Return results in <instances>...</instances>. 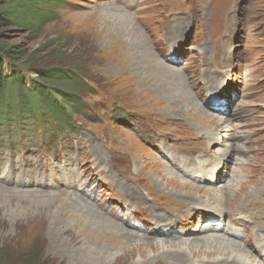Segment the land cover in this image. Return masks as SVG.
<instances>
[{
  "label": "rangeland",
  "instance_id": "obj_1",
  "mask_svg": "<svg viewBox=\"0 0 264 264\" xmlns=\"http://www.w3.org/2000/svg\"><path fill=\"white\" fill-rule=\"evenodd\" d=\"M60 1L58 19L40 32L16 25L1 28L0 39L26 53L20 71L28 80L35 76L29 67L65 68L86 62L85 72L95 92L85 100L95 114L94 122L75 119L85 127L80 130L83 141L67 146L58 160L43 157L31 136L34 133L39 138L40 128L31 120L0 126V176L11 177L0 178V248L5 247L7 257L42 258L44 264L209 260L204 252L194 251L175 262L165 259L155 244L142 246L130 257L106 254L97 248L100 240L94 242L77 219L67 215L69 207H75L72 203L94 206L123 223L129 232L157 244L160 239L174 240L170 244L175 245L183 238H200L205 236L202 225L213 223L230 228L232 234L241 229L238 237L230 235L231 240L256 248L264 219H257L258 207H243L244 216H240L235 206L243 200L238 191L245 190V184L249 188L245 202L254 192L264 190V0ZM168 46H172L169 50L181 49L182 58L173 51L166 55ZM63 56L73 64L60 60ZM208 85L236 98L226 107L229 121L207 111L208 100L214 101L213 96L207 97ZM201 109L208 115L199 114ZM208 132L211 135L199 142ZM220 135L224 140L212 145ZM157 141L180 160L200 159L210 164L219 177L191 176L189 186L169 180L170 168L161 163L169 159ZM139 157L147 174L143 181H136L144 176ZM34 179L49 185L39 186ZM230 179L234 192L222 194ZM156 186L165 194L185 196L186 201L195 196L213 202L217 209L203 211L205 217L197 215L199 210L187 212L184 201L156 193L152 188ZM84 190L92 195H85ZM132 205L144 211L140 214L144 230L131 225L125 209ZM259 253L257 248L252 252L253 264H258Z\"/></svg>",
  "mask_w": 264,
  "mask_h": 264
},
{
  "label": "trees",
  "instance_id": "obj_2",
  "mask_svg": "<svg viewBox=\"0 0 264 264\" xmlns=\"http://www.w3.org/2000/svg\"><path fill=\"white\" fill-rule=\"evenodd\" d=\"M59 7L60 0H0V29L20 25L40 32L58 19ZM25 58V52L0 39V126L31 120L52 127L53 134L64 135L66 129L78 126L75 119L94 114L85 100L95 92L92 78L85 72L86 62L65 68L29 67L35 76L28 80L20 71ZM60 60L74 62L65 56ZM4 248H0V264H44L42 258L24 261L7 257Z\"/></svg>",
  "mask_w": 264,
  "mask_h": 264
},
{
  "label": "bare ground",
  "instance_id": "obj_3",
  "mask_svg": "<svg viewBox=\"0 0 264 264\" xmlns=\"http://www.w3.org/2000/svg\"><path fill=\"white\" fill-rule=\"evenodd\" d=\"M118 12V11H116ZM120 13V12H119ZM126 13V12H125ZM129 13V12H128ZM114 14V13H113ZM127 14H125L126 16ZM116 16V15H115ZM123 16V15H122ZM117 17V16H116ZM107 19V18H106ZM119 20V19H118ZM107 21V20H106ZM113 21V20H112ZM122 21V20H121ZM120 22V21H119ZM118 22V23H119ZM127 22V21H126ZM114 23V22H113ZM130 25V24H129ZM113 27V26H112ZM114 28V27H113ZM125 28V27H124ZM137 28V27H136ZM122 29V28H121ZM129 29V28H128ZM104 30V29H103ZM136 31V30H135ZM125 32V31H124ZM139 32V30H138ZM144 32V31H143ZM141 33V32H140ZM125 36V34H124ZM128 36V34H127ZM126 36V37H127ZM110 38V37H109ZM114 38V37H113ZM128 39V38H127ZM133 39V38H132ZM135 39V38H134ZM144 39V38H143ZM138 40V39H137ZM121 41V40H120ZM130 41V40H129ZM131 42V41H130ZM141 42V41H140ZM142 43V42H141ZM144 47V46H143ZM139 48V47H138ZM151 48V47H150ZM143 50V49H141ZM138 52V51H137ZM126 53V52H125ZM131 53V52H130ZM138 54V53H137ZM142 54V53H141ZM135 55V54H134ZM145 56V55H144ZM157 56V55H156ZM141 57V56H140ZM146 57V56H145ZM154 57V56H153ZM128 58V57H127ZM143 58V57H142ZM137 59V58H135ZM144 59V58H143ZM147 59V58H146ZM134 61V60H133ZM138 61V60H137ZM158 61V60H157ZM160 62V61H159ZM133 63V62H132ZM136 63V62H135ZM156 63V62H155ZM160 64V63H159ZM132 65V64H131ZM137 65V63L135 64ZM157 65V64H156ZM153 65V66H156ZM162 65V64H161ZM150 66V65H149ZM145 67V66H144ZM165 67V66H164ZM146 68V67H145ZM156 68V67H155ZM154 68V69H155ZM167 69V68H166ZM161 70V69H160ZM151 71V70H150ZM170 71V70H169ZM152 73V72H151ZM174 73V72H172ZM177 73V72H176ZM153 75V74H152ZM155 75V74H154ZM161 76V75H159ZM147 77V76H146ZM141 78V77H140ZM159 78V77H158ZM175 78V77H174ZM178 78V77H177ZM180 78V76H179ZM145 79V78H144ZM143 79V80H144ZM153 79V78H152ZM180 80V79H179ZM149 82V81H148ZM152 82V80H151ZM181 82V80H180ZM177 84V83H176ZM184 84V83H183ZM176 86V85H175ZM182 87V85H181ZM176 88V87H175ZM188 88V87H187ZM208 88H211V85H208ZM186 91V90H185ZM177 93V92H176ZM176 97V96H175ZM179 97V96H178ZM234 98L232 96L229 97V101H232ZM186 104V103H185ZM185 107V106H184ZM184 109V108H183ZM199 109V108H198ZM202 110V109H201ZM208 112H211V110H209L207 108ZM205 110L202 111H198L199 114L201 115H208V112ZM211 113H216V112H211ZM34 114V113H33ZM219 115H221V117L226 120L229 121L228 115L226 113H218ZM10 115V114H9ZM17 115V114H16ZM23 115V114H22ZM51 115V113H50ZM213 115V114H210ZM5 116V115H4ZM3 117V116H2ZM17 117V116H16ZM19 117V116H18ZM44 117V116H43ZM30 118V117H29ZM32 118V117H31ZM42 119V118H41ZM210 123L212 124L213 122L211 120H209ZM228 123V122H227ZM216 127V129H218L217 124L214 125ZM214 130V129H213ZM211 135L210 132L207 133V136L204 137H200L198 138V141H205L209 136ZM218 136H216V142H214V144L212 145H218L217 142H221L224 140L223 135H220V137L217 139ZM28 141V140H27ZM166 145L168 144V141L165 139ZM169 145V144H168ZM163 146H165L163 144ZM214 150L217 151V148H214ZM15 151V150H14ZM20 152V151H19ZM17 153V152H16ZM230 154L229 151H227V156ZM15 155V154H14ZM28 155V154H27ZM26 155V156H27ZM20 157V156H19ZM25 157V156H24ZM174 161L175 163H173L172 161H165L161 162L163 164H167L168 167L170 168V171L168 173L167 178L169 180L172 181H177L178 184H181L183 186H189L193 183V181L191 180V176H195V178H200V177H207L210 178L211 180L216 179V176L219 177V172L217 170L213 171V168L209 167L210 164H205L207 166H205L200 160V159H195L192 161H184V160H180L181 157L178 154H175L174 156ZM27 158V157H26ZM226 157L223 156V159H225ZM9 159V158H8ZM15 159V158H14ZM17 159V158H16ZM30 160V159H29ZM139 162H140V166L143 167V171H144V164L142 163L141 158L139 157ZM7 161V160H6ZM9 163V162H8ZM15 163V162H14ZM3 164V163H2ZM221 164V162H220ZM137 165V164H135ZM4 166V165H3ZM2 168V166H1ZM22 168V167H21ZM19 170V169H18ZM26 170V169H25ZM4 171V170H3ZM6 171V170H5ZM176 173H175V172ZM217 171V172H216ZM27 172V171H26ZM63 172V171H62ZM65 172V171H64ZM191 172L192 175L189 173ZM17 173V172H16ZM22 173V172H21ZM8 174V173H7ZM11 174V173H10ZM20 174V173H19ZM25 174V173H24ZM13 175V174H12ZM180 175V176H179ZM15 176V175H14ZM143 176V175H142ZM138 177L136 181H140V179L143 181V179H145V177L147 176V174L144 171V176L142 177ZM163 176V175H160ZM21 177V176H19ZM183 177V178H182ZM17 178V177H16ZM231 178V177H230ZM13 179V178H12ZM183 179V180H182ZM4 180V179H3ZM35 180V179H34ZM160 180H163L160 178ZM185 180V181H184ZM219 180V178L217 179ZM232 179H230V181H228L229 186L223 188V192L222 194H228L229 191H233L234 192V182H231ZM8 181V180H7ZM28 181V180H27ZM25 181V182H27ZM187 181V182H186ZM35 182V181H34ZM176 182V183H177ZM191 184H189V183ZM4 183V182H3ZM12 184V183H11ZM245 184V183H243ZM59 185V184H58ZM153 185H155L153 183ZM152 185V186H153ZM246 185V189H241L238 191V193L240 192L242 194V196L240 197L241 202L240 204L235 206V212H237V215L240 216H244L242 214V212L240 211L243 207H258V215H257V219L258 220H263L264 219V190L263 191H259V192H254L251 196V198L245 202L244 200V196L246 194V192L248 191V186ZM14 186V185H13ZM226 186V185H225ZM1 187V186H0ZM3 187V186H2ZM1 187V188H2ZM9 187V186H8ZM12 187V186H11ZM203 187V186H200ZM199 187V190H200ZM24 188V187H23ZM153 190L156 193H161L163 195H166L168 197H176L177 199L181 200L183 203V205L185 206L184 209L188 211L195 209L196 212L199 210V212L197 213L198 216H204L203 211H216L217 207L213 206V202H207V201H201L200 199L195 198V196L193 198H191L190 201H186L185 196H179L177 194H165L164 192L160 191L158 189V187H152ZM204 188V187H203ZM222 188V187H221ZM134 189H136V187H134ZM143 189L147 190V188L143 187ZM192 190V189H190ZM208 190V189H207ZM210 190V189H209ZM220 190V189H219ZM222 190V189H221ZM51 191V190H50ZM56 191V190H55ZM203 191V190H202ZM213 191V190H211ZM2 192V191H1ZM57 192V191H56ZM60 193V192H59ZM207 193V192H206ZM212 193V192H211ZM219 194V192H216ZM62 195V194H61ZM64 195V194H63ZM60 196V195H59ZM58 196V197H59ZM71 196V195H70ZM118 196V195H117ZM191 196H186L187 198L192 197ZM234 196V195H233ZM221 197V195H220ZM239 197V196H238ZM74 198H78V196L74 197ZM125 198V197H124ZM227 199V198H226ZM66 201V200H65ZM69 201V200H68ZM77 201V200H76ZM188 202V203H185ZM81 202V201H80ZM78 202V203H80ZM85 201H83L84 203ZM233 202V201H232ZM238 202V201H237ZM66 203V202H65ZM82 203V204H83ZM88 203V202H87ZM71 204V203H70ZM81 204V205H82ZM190 204H193L194 207H189ZM73 206L75 207H69L71 209V211H66L67 215H73L71 217L76 218L78 223L84 228L85 231L88 232L89 235H92L94 238V242L99 241V245H98V249L104 251L106 254L109 255H113V256H120L123 258L124 257H130L134 254V252L138 249H141V247H149L152 246L153 244L157 245L159 248V250L161 249L162 251V256L165 259H169V260H173L175 262L177 261H181L182 259H185L188 257V254L194 251H198V252H204V255H208V259H200L199 261H193L191 264H253L252 262L255 261V257H253L252 252L256 251L257 249H260V253L257 256V258L261 259L258 260V264H264L263 260H264V227L263 229H260V239L258 241V243H256V248L254 247H250L249 245H240L237 244L235 242H233L230 238V235H233L230 232V228L227 229H223L221 227L217 228V224H211L210 227H208V225H202L203 226V231L205 234V236L202 237H196V238H183L182 240H179L178 244L172 245L170 243L174 242V240L171 242L170 241H166L163 239L157 243H155L154 241H150L149 240H144V238H146L145 236H143L142 234H134L129 232L128 228L121 222L117 221V219H115L114 217L111 218V216L107 215L106 213L104 214L103 212H101L98 209H93L95 208L93 206L92 207H79L76 203H72ZM80 205V204H79ZM92 205V204H91ZM89 206V205H88ZM230 208V207H229ZM194 211V210H193ZM202 212V213H201ZM147 213V211H146ZM221 215V213L219 214ZM242 219L245 217H241ZM161 219V218H160ZM167 220V218H165ZM165 220V221H166ZM169 220V219H168ZM167 220V221H168ZM194 219L192 218L191 221H193ZM117 221V222H116ZM160 221V220H159ZM164 220H162L163 222ZM78 224V225H79ZM233 223H230V226H233ZM138 229V228H137ZM153 230V228H152ZM176 231V230H175ZM172 232V231H171ZM177 232V231H176ZM170 233V232H169ZM208 233V234H206ZM157 234V233H156ZM171 234V233H170ZM177 234V233H175ZM202 234V235H203ZM116 235H121L122 237L126 238L125 241H123V238H116ZM128 236V238L132 239H128L126 236ZM152 235V233H151ZM158 235V234H157ZM168 235V234H167ZM173 235V234H172ZM237 235V234H235ZM114 236V237H113ZM97 238V239H95ZM143 240V241H142ZM133 241V242H131ZM131 242V243H130ZM176 243V241H175ZM123 244V245H121ZM152 244V245H150ZM129 245H131V247H129ZM114 248H117L118 250L116 252H113ZM202 254V253H201ZM200 255V254H199ZM212 256V258H209V256ZM153 261V260H152ZM200 261H202V263H199ZM140 262V261H139ZM148 262V261H147ZM182 262V261H181ZM184 262V260H183ZM149 263V262H148ZM135 264H139L138 262H136ZM142 264V263H141ZM145 264V262L143 263ZM257 264V263H256Z\"/></svg>",
  "mask_w": 264,
  "mask_h": 264
}]
</instances>
